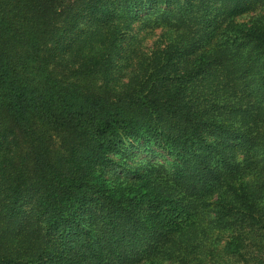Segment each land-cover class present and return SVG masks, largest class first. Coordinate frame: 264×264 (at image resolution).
Segmentation results:
<instances>
[{
	"label": "trees",
	"instance_id": "16d2710c",
	"mask_svg": "<svg viewBox=\"0 0 264 264\" xmlns=\"http://www.w3.org/2000/svg\"><path fill=\"white\" fill-rule=\"evenodd\" d=\"M0 264H264V0H0Z\"/></svg>",
	"mask_w": 264,
	"mask_h": 264
},
{
	"label": "rangeland",
	"instance_id": "374dc122",
	"mask_svg": "<svg viewBox=\"0 0 264 264\" xmlns=\"http://www.w3.org/2000/svg\"><path fill=\"white\" fill-rule=\"evenodd\" d=\"M144 36V35H142ZM158 38V33L151 35L150 37L146 36L143 42L144 48L151 46V44Z\"/></svg>",
	"mask_w": 264,
	"mask_h": 264
}]
</instances>
